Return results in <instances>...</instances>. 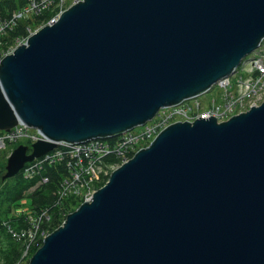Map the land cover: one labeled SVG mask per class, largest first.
<instances>
[{
  "label": "water",
  "instance_id": "95a60500",
  "mask_svg": "<svg viewBox=\"0 0 264 264\" xmlns=\"http://www.w3.org/2000/svg\"><path fill=\"white\" fill-rule=\"evenodd\" d=\"M264 40V0H81L0 60L1 180L58 143L110 139L208 91ZM28 264H264V101L164 128Z\"/></svg>",
  "mask_w": 264,
  "mask_h": 264
},
{
  "label": "built area",
  "instance_id": "2783aa9c",
  "mask_svg": "<svg viewBox=\"0 0 264 264\" xmlns=\"http://www.w3.org/2000/svg\"><path fill=\"white\" fill-rule=\"evenodd\" d=\"M79 1L81 0H72L69 6ZM66 2L67 0H27L23 7L6 13V15L0 14L1 51L6 46H9L8 40L5 38L19 22L31 20L36 23L35 27L28 24L25 26L26 36L14 38L12 45L6 51L0 52V60L13 53L29 36L36 33L42 27L56 22L59 16L69 7H66ZM42 13H49L51 15L50 19L45 23L35 20ZM215 85H217L216 87L223 86V90L219 98L212 100L209 106L201 108L200 98L195 99V97L176 106L160 109L150 121L113 137L112 141L110 140L112 138H110L93 139L77 144L60 142L54 150L41 158L34 159L32 162L27 163V165L25 164L21 170L22 174H24L25 178L30 179L36 175L38 169L43 164L64 163L67 167L68 176L60 184L58 190L60 199L74 198L81 201V203L90 201L92 194L96 191V185L102 176L109 175L112 172L111 169L114 170L128 161L130 155L132 157L166 128L162 115L168 110H173V113L168 117L175 114L178 118L176 121H172L175 123L185 121L192 123L200 118L206 120L209 117L215 118L216 122L220 123L225 121L229 116H232L234 112L241 110L245 106H249V103L255 99L260 98L261 101H264L263 53H254L246 63H241L232 75L222 79ZM236 104H240L239 107L232 110L233 106L236 107ZM28 128L30 127L19 123L8 132L0 130V154L8 147L12 151L14 146L10 144H15L17 147L25 141H29L32 144L38 140H44L39 130L34 128L28 130ZM34 130L42 138L37 137L38 135ZM32 139L35 140L31 141ZM43 182H46V179ZM37 229V226L33 227L26 234L29 240H26L24 234L21 237H17L28 243L23 256L27 254L28 248L30 249L34 244ZM46 236L42 235V240Z\"/></svg>",
  "mask_w": 264,
  "mask_h": 264
},
{
  "label": "trees",
  "instance_id": "16d2710c",
  "mask_svg": "<svg viewBox=\"0 0 264 264\" xmlns=\"http://www.w3.org/2000/svg\"><path fill=\"white\" fill-rule=\"evenodd\" d=\"M27 0H0V14L6 15L15 9L25 5ZM49 13H42L36 18L37 22H47ZM28 20L21 21L5 39L8 43L14 38L25 35ZM111 141L113 140L110 139ZM29 146L30 142L25 141ZM9 151L0 155V264H20L27 244L21 237L23 234L29 240L27 233L38 227L34 244L28 248V259L41 246L42 235H48L59 228L66 216L73 212L81 201L73 199H60L58 190L62 180L68 176L67 167L64 163L43 164L36 175L30 179L25 178L20 171L16 176L1 180L5 173L6 158ZM131 155L129 156V159ZM108 161V159H106ZM27 165V164H26ZM108 176H102L96 185V190L101 188ZM46 179V182L43 180ZM25 201L29 214L15 216L13 210ZM33 217L35 221H32ZM36 223V224H35ZM35 224V225H34ZM24 238V239H25Z\"/></svg>",
  "mask_w": 264,
  "mask_h": 264
},
{
  "label": "rangeland",
  "instance_id": "374dc122",
  "mask_svg": "<svg viewBox=\"0 0 264 264\" xmlns=\"http://www.w3.org/2000/svg\"><path fill=\"white\" fill-rule=\"evenodd\" d=\"M71 2H72V0H67V2H66V7H68L70 4H71ZM36 20V19H35ZM35 21H31V20H28V25H30V26H32V27H35ZM12 43H13V41L12 42H9L8 43V45L9 46H6L2 51H1V49H2V47L0 46V52H3V51H6L11 45H12ZM256 52H258L259 54L260 53H263V55H264V40L262 41V43H261V45L257 48V50L256 51H254V52H252V54L251 55H248L246 58H244L243 60H242V62L241 63H246L250 58H251V56L254 54V53H256ZM255 56V55H254ZM240 63V64H241ZM240 66V65H239ZM238 66V67H239ZM217 85H215V86H213L212 88H210L207 92H205L204 94H201V95H199V96H197L195 99H199L200 98V106H201V108H204L206 105H207V102L209 103V101L212 99V98H218V93L220 92L221 93V91L223 90V86H220V87H216ZM263 102V100L261 101V99L260 98H257V99H255L253 102H251V103H249V106H245L244 108H242L241 110H238V111H236V112H234L233 114H232V116L233 115H237V114H239L240 112H245V111H248L251 107H255V106H259L261 103ZM239 105L240 104H236L235 106L236 107H234L233 106V109L232 110H234V109H236V108H238L239 107ZM231 110V111H232ZM171 113H173V110H168L165 114H163L162 115V118L164 119V121H165V123H166V127L167 126H169V125H171L172 123H175V122H172V121H176L178 118L176 117V115L175 114H173V115H171L170 117H168ZM230 117L231 116H229L225 121H227V120H229L230 119ZM224 122V121H223ZM193 123V122H192ZM28 130H30V128H28ZM34 132H35V130H34ZM36 133V132H35ZM37 134V133H36ZM38 135V134H37ZM37 137H41L40 135H38ZM42 138V137H41ZM43 139L45 140V138L43 137ZM35 139H32L31 141H34ZM24 142V141H23ZM148 144H150V143H148ZM148 144L145 146V147H147L148 146ZM11 146H14L15 147V144H10ZM13 147V148H14ZM145 147H143V148H145ZM8 151H9V154L13 151H11V148H9L8 149ZM9 156V155H8ZM116 169V168H115ZM114 169V170H115ZM111 171H113V169H111ZM60 188V187H59ZM65 199H73V200H77V199H74V198H65ZM78 201V200H77ZM25 204H26V202L25 201H22L21 202V205L20 206H18V207H16L13 211V214L15 215V216H18L19 214H23V215H26L27 216V214H29V209L28 208H26V206H25ZM32 218V221L34 222L35 221V219L33 218V217H31ZM55 231V230H54ZM52 233V232H51ZM49 235V234H48ZM47 235V236H48ZM46 236V237H47ZM26 244L28 245V243L26 242ZM28 257V252H27V254L25 255V256H23L22 257V260L23 261H21V263L20 264H28V262H29V260L30 259H28L27 258Z\"/></svg>",
  "mask_w": 264,
  "mask_h": 264
},
{
  "label": "bare ground",
  "instance_id": "6f19581e",
  "mask_svg": "<svg viewBox=\"0 0 264 264\" xmlns=\"http://www.w3.org/2000/svg\"><path fill=\"white\" fill-rule=\"evenodd\" d=\"M228 77H229V76H228ZM228 77H226V78H228ZM224 79H225V78H224ZM219 81H221V80H219ZM219 81H218V82H219ZM218 82H217V83H218ZM206 92H207V91H206ZM204 93H205V92H204ZM204 93H202V94H204ZM219 95H220V92L218 93V98H219ZM198 96H199V95H198ZM191 99H192V98H191ZM188 100H190V99L183 100L182 102H184V101H188ZM212 100H217V99H216V98H212V99L209 101V103L207 102V105H206V106H209V105L211 104V101H212ZM182 102H180V103H182ZM180 103H179V104H180ZM255 107H257V106H255ZM245 112H246V111H245ZM240 113H243V112H240ZM240 113H239V114H240ZM233 116H234V115H233ZM231 117H232V116H231ZM65 143H66V142H65ZM105 162H106V161H105Z\"/></svg>",
  "mask_w": 264,
  "mask_h": 264
},
{
  "label": "flooded vegetation",
  "instance_id": "af4514ba",
  "mask_svg": "<svg viewBox=\"0 0 264 264\" xmlns=\"http://www.w3.org/2000/svg\"><path fill=\"white\" fill-rule=\"evenodd\" d=\"M21 145H24V144H21ZM30 145H31V144H30ZM15 147H16V146H15ZM15 147H14V148H15ZM14 148H13V149H14ZM8 149H9V147L6 148L3 152L8 151ZM3 152H2V153H3ZM2 153H1V154H2ZM1 154H0V155H1ZM8 155H9V153H8ZM8 155H7V157H8ZM6 159H7V158H6Z\"/></svg>",
  "mask_w": 264,
  "mask_h": 264
}]
</instances>
